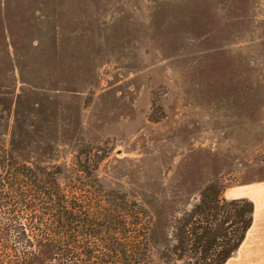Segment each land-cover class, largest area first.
Listing matches in <instances>:
<instances>
[{
  "label": "rangeland",
  "instance_id": "1",
  "mask_svg": "<svg viewBox=\"0 0 264 264\" xmlns=\"http://www.w3.org/2000/svg\"><path fill=\"white\" fill-rule=\"evenodd\" d=\"M0 143L47 167L109 150L155 264L218 179L254 205L226 264H264V0H0Z\"/></svg>",
  "mask_w": 264,
  "mask_h": 264
},
{
  "label": "trees",
  "instance_id": "2",
  "mask_svg": "<svg viewBox=\"0 0 264 264\" xmlns=\"http://www.w3.org/2000/svg\"><path fill=\"white\" fill-rule=\"evenodd\" d=\"M0 143V264H155L152 213L97 176L109 150L82 143L70 167L30 165ZM218 179L178 218L161 264H226L254 205Z\"/></svg>",
  "mask_w": 264,
  "mask_h": 264
}]
</instances>
